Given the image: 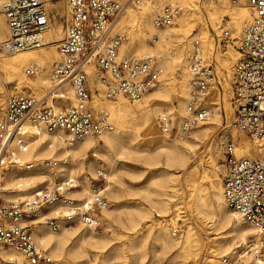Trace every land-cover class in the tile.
I'll return each mask as SVG.
<instances>
[{
  "label": "bare ground",
  "instance_id": "1",
  "mask_svg": "<svg viewBox=\"0 0 264 264\" xmlns=\"http://www.w3.org/2000/svg\"><path fill=\"white\" fill-rule=\"evenodd\" d=\"M7 1L0 0V11ZM42 1L46 7L54 10L51 18L56 20L58 14L53 2L58 0ZM164 3H179L182 10L165 29H157L154 25L148 27L150 31L154 29L149 40L155 44L154 48H149L145 42V29L141 25L148 14L151 15ZM136 7L138 10L130 8L128 4L125 16L118 21L120 16L115 22L116 30L122 31L126 26L130 28L126 33V40L119 48V57L146 55L149 51L159 49L161 44L176 43V54L171 56V61L161 58L160 54L155 55L156 64L162 70L158 83L138 101L129 102L123 97L107 99L93 62L87 63L85 71L91 95L90 104L95 112L107 116L114 125V130L98 137L87 136L68 145L62 131L47 132L39 123L25 122L23 128L11 139L9 151L14 165L4 173L0 182V196L6 201L22 202L43 186H49L66 175L74 180L78 178V182L82 184L80 191L71 193L72 197L84 198L89 195L88 176L84 171L86 169L91 172L97 167H103L99 165L102 158L108 164L105 190L116 204L112 210H104L98 215L103 232L99 233L98 229H89L81 224L61 227L55 232L44 224L35 225L34 239L41 248L47 250L50 264H82L88 259L96 264H186L191 252L196 255L200 250L198 233L189 222L185 223V230L179 239H171L168 231V227L175 226L180 218L182 206L176 202L175 197L180 191L179 179L183 174L189 205L199 219L207 221L205 225L208 233L215 236L213 246L207 247L205 264H220L221 257H229L237 264H264V237L241 221L224 202L222 180L217 174L220 171L217 160L221 158L219 147L222 140L219 135L212 139L224 120L225 128H229L230 136L237 144L235 148L238 154L257 158L260 153H264V146H257L264 141H255L254 144L245 132L233 125L234 107L230 102L229 81L232 79V67L238 52L232 46L222 52L215 49V36L222 30L231 29L228 28L229 25L234 30L231 29L232 38L241 35L245 25L251 20L252 10L245 0L206 2V21L217 34L211 38L201 17L198 0H145ZM224 16L229 21L220 29ZM50 21L49 18L42 47L8 53L1 50L8 38V28L0 13V107L3 105L5 85L10 83L14 84L13 90H18L16 93L32 94L36 98L52 94L62 98L64 107L72 103V90L68 84L51 92L55 85L49 68L59 60L57 46L62 28L50 24ZM196 24L200 28L193 33L192 40H201L206 55L216 51L214 64L222 90L218 93L213 88L205 99L211 105L212 113L203 127L184 137L171 136L160 132L155 119L162 113L169 114L171 118L183 115L189 89L187 64L191 43L189 48L187 42L192 35V27ZM177 28L178 32H175L174 29ZM185 55L187 57L184 62ZM207 57L210 59L208 55ZM172 66H179L181 69L178 80L171 76ZM30 67L36 68L35 74L25 79L24 72ZM41 69L43 72L38 74ZM21 85L28 86L32 93L19 92ZM219 99L221 108L218 105ZM160 102L165 103L166 107L163 108ZM52 108L61 109L59 105ZM3 109L4 107L0 110ZM202 148V156H199ZM89 150H92L91 156L96 159L84 166L82 160ZM123 155H135L150 169L151 179L140 190L146 207L119 204L120 177L116 162ZM66 158L69 160L67 165L59 164L57 168H46L43 165L44 160L60 162ZM193 160H196L197 165L190 167ZM152 213L161 219L155 225L147 224ZM0 258L4 261L14 260L19 264L25 262L24 256L12 247H0Z\"/></svg>",
  "mask_w": 264,
  "mask_h": 264
},
{
  "label": "built area",
  "instance_id": "2",
  "mask_svg": "<svg viewBox=\"0 0 264 264\" xmlns=\"http://www.w3.org/2000/svg\"><path fill=\"white\" fill-rule=\"evenodd\" d=\"M143 1L65 0L64 31L57 46L59 60L51 68L55 85L51 92L68 84L72 103L54 110L47 100H58L59 104L62 98L52 94L42 98L21 93L7 97L0 113V182L13 164L9 151L11 139L27 121L41 124L47 132L62 131L68 145L114 130L107 116L95 112L90 104L85 71L90 61L107 99L123 97L129 102L138 101L158 83L162 70L156 64V57L148 54L119 57V48L126 37L123 31L114 30L126 6H137ZM245 1L252 10L251 20L239 38L234 39L228 30H222L215 36V49L232 46L238 52L232 67L233 125L254 143L264 141V0ZM181 10L178 5H165L155 14L152 24L157 29L170 26ZM1 13L8 28L2 51L15 53L43 46L49 15L42 0H8ZM35 69L27 68L24 75L33 77ZM187 72L189 89L183 115L180 118H171L166 113L158 115L156 121L161 133L184 137L205 125L211 116V105L205 99L214 87L221 89V84L214 61L203 52L199 38L191 42ZM67 159L44 160L43 165L57 168L59 164L67 165ZM107 174L99 168L93 176L88 175L89 195L81 199L71 195L82 189L81 182L65 175L35 191L25 201L1 202L0 246L19 251L25 258L24 264H50L46 250L34 239V226L44 224L53 232L76 224L99 228L98 215L110 207L105 196ZM219 174L227 207L264 237V153L257 158L242 156L236 152L233 139L227 137L223 141ZM178 233V229L171 231L172 236ZM4 264L19 263L6 260ZM82 264L94 262L88 259ZM220 264L237 263L229 257H221Z\"/></svg>",
  "mask_w": 264,
  "mask_h": 264
},
{
  "label": "rangeland",
  "instance_id": "3",
  "mask_svg": "<svg viewBox=\"0 0 264 264\" xmlns=\"http://www.w3.org/2000/svg\"><path fill=\"white\" fill-rule=\"evenodd\" d=\"M122 1H125V0H122ZM208 1L215 2V0L214 1L213 0H198V5H199V10L201 12V17H202L203 21L205 22V26L207 28L208 35L211 36V38H212V37H214L217 34L211 29L210 25L206 21L207 19H206V11L204 9V4H206V2H208ZM53 3H54V5L57 8L56 13L58 14V16L56 17V20H53V18H51L52 15H53L52 12L54 10L50 9V8H48L46 6H45V8L47 10L49 18L51 19L50 24H53L55 26L59 25L62 28V34H61V37L59 39V41H60L62 39L63 31H64L63 25H64L65 12H66L65 11V0H58V1H54ZM44 5H45V3H44ZM129 5H130V8L138 10V7H136V6L132 5V4H129ZM165 5H169V4L168 3H164L163 5H161V7H159L151 15L148 14L146 16L143 24L141 25L143 27V29H145V34H146L145 42H146V44L148 45L149 48H154V46H155V44H153L149 40L150 34L154 31V29H152L150 31L149 28H150V26H153L152 20H153L155 14L160 9H162ZM176 5H179V3H176ZM0 13H1V11H0ZM125 14H126V11L123 12V14L118 19V21L121 20L125 16ZM136 17H138V16H136ZM228 21H229L228 17L224 16L221 19L220 29L224 28V26L226 25V22H228ZM199 28L200 27H199L198 24H196V25H194L192 27V30L190 32V33H192V35H190L188 37V42H187L189 44L188 45L189 48H190V43H191L192 37L194 36L193 33L198 32ZM228 28L232 29V26L229 25ZM129 29H130L129 26H126L122 30L125 33V37H126V33H127V31ZM162 29H165V28H162ZM231 29H228V31L232 35L234 30L232 29L233 31H231ZM114 30H116V29H114ZM177 30H178V28L174 29L175 32H178ZM235 36L238 38L240 35H235ZM169 40H170V37H169ZM169 40H167V41H169ZM167 44H161L159 49H157L156 51H153V52L149 51L150 54L149 53H147V54L148 55H152V56H155L156 54H160L161 58H163V59L167 58L166 61H171V59H172L171 56L173 54H176V50H175L176 47H174L176 43H174V44L173 43H171V44L167 43ZM1 52L2 51H0V53ZM221 52H222V50H221ZM215 53H216V51H213V53L207 54L209 56V58H211V60H214V62H215V59H214ZM186 57H187V55H185L184 62L186 61ZM57 58H58V56L55 59H53V60H56ZM156 61H157V58H156ZM172 67H171L172 69L170 71L171 74H172L171 76H173L176 80H178L180 78V76H181V69H180L179 66H172ZM23 69H24V67H23ZM50 70H51V68H49V73H50ZM42 72H43V69H41L40 72H38V74H41ZM25 79H27V77ZM229 82H230V87H231L232 79H230ZM13 87H14L13 83L5 85V90H4V95L5 96L3 98L2 107H4V103H5V101H6V99H7V97L9 95L17 94L16 92H18V90H13ZM27 87L28 86H26V85H21L22 89L20 88L19 92L22 91V92H25V93H32V90L30 88H27ZM49 88L46 90L47 92H48ZM215 89L217 90L218 93H221L222 89H218V88H215ZM46 91H45V93H46ZM232 96H233V94H232V88H231V99H230V102H231V105L233 106V104H232ZM0 97H1V95H0ZM47 102H48L47 103L48 105L51 103L52 107L55 106V105H59L60 107H64V104L62 102H60L58 104L57 100H55L53 102H50V100H47ZM172 102H174V101L172 100ZM160 103H161L163 108L166 107V106H164L165 103H163V102H160ZM174 105H175L176 108H178L176 103H174ZM218 105L221 108L222 105H221V100L220 99L218 100ZM65 106H67V105H65ZM2 107H0V109H2ZM3 110H0V113ZM176 117L179 118V115H176ZM155 121H156V119H155ZM200 127H203V126H199V127L195 128L194 130H192L187 135H190L193 131L197 130ZM225 127H226V123L223 120L221 125L217 128V130L215 131V133L212 136V139H214V138H217L218 135H219V137L222 140L221 143H220V147H219L220 148L221 158H219L217 160V164L218 165H220L222 163V160H223V141H224L225 138L231 137L230 136V132H229L230 131L229 128L227 129ZM223 128H225V129H223ZM157 131H158V129H157ZM158 133L161 134L159 131H158ZM140 134L143 135L142 132H140ZM141 139H144V138L141 137ZM213 142H215V140H213ZM233 142H234V144L237 147V144H236L234 139H233ZM202 150H204V148H202L200 150L199 156H202V152H201ZM91 154H92V150H89V151L86 152L85 158L82 160V162H84V166H87L88 163H90V162H92V161H94L96 159V158L92 157ZM13 165L14 164H12L8 169L11 170L13 168L12 167ZM99 165L100 166L102 165L104 168L103 167H97L95 169L103 168L107 172L108 164L106 163V161L104 159L100 158ZM196 165H197L196 160H193L191 162V164H190V167L191 166H196ZM116 167L119 169V177H120V182H118V184L120 186V192H121V197L118 200L119 204L120 205H126V206H129V207L130 206L146 207L147 206L146 203L141 198L140 190H141V188L143 186L147 185V182H149V180L151 179V175L152 174L149 172L150 169L147 168L146 166H144L135 155H123V156H121L118 159V162H116ZM94 171L95 170H92L91 172H89V171H87L85 169L84 174H87V176L88 175L93 176ZM217 174L221 178V176H220L218 171H217ZM179 187H180V191L177 193L175 199H176L177 203H181L180 206H182V209H181V213H180V218H179V220L176 221V225L177 226L175 225V226H169L168 227L169 236H170L171 239H179V237L183 234V231L185 230V223L189 222V225L191 227H193L196 230V232L198 233V236L200 238V242L201 243H200V248H199L200 250L197 252L196 255H194V253L191 252V254L189 255V259H188L186 264H205L204 259L207 256V252H206L207 247L213 246V239H214L215 236L212 233H208L207 227L205 225V222H207V221L206 220L204 221L203 219H199L195 215V212H193V208L189 205V203H188L189 199L187 198L188 197V192H187V188H186V185H185V180H184L183 174H182V176L179 179ZM138 188H139V190H138ZM105 196L107 197V200H108V202L110 204V207L108 208V210L109 209L112 210L116 204L113 201V199H111L109 197V194L107 192L105 193ZM9 201H12V200H9ZM1 202H8V201H6L3 197L0 196V203ZM159 220H161V219L156 217L155 213H152L151 220L147 224L155 225V223H157ZM165 222L167 224H169L168 220H165ZM173 227H174V229H178L179 230V233L177 234V236H172V234H171V231H172ZM97 229H98L97 231L99 233L103 232V226L101 224H100V227L97 228ZM0 247H2V246H0ZM193 249L194 248H190V250H193ZM46 252H47V250H46ZM47 255H48V253H47ZM219 261H220V258H219ZM4 262L5 261L0 258V264H4ZM93 262H95V261H93ZM94 264H96V262Z\"/></svg>",
  "mask_w": 264,
  "mask_h": 264
}]
</instances>
